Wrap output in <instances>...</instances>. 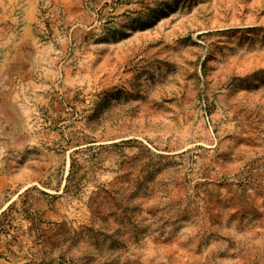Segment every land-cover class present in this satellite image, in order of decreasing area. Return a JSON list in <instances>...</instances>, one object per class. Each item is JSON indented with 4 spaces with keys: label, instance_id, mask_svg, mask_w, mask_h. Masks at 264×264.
I'll return each instance as SVG.
<instances>
[{
    "label": "rangeland",
    "instance_id": "obj_1",
    "mask_svg": "<svg viewBox=\"0 0 264 264\" xmlns=\"http://www.w3.org/2000/svg\"><path fill=\"white\" fill-rule=\"evenodd\" d=\"M0 264H264V0H0Z\"/></svg>",
    "mask_w": 264,
    "mask_h": 264
}]
</instances>
